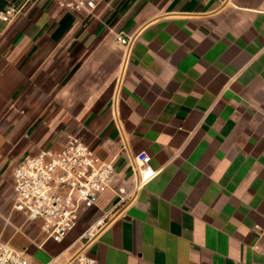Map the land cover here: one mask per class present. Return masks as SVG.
Wrapping results in <instances>:
<instances>
[{
  "label": "crops",
  "instance_id": "obj_1",
  "mask_svg": "<svg viewBox=\"0 0 264 264\" xmlns=\"http://www.w3.org/2000/svg\"><path fill=\"white\" fill-rule=\"evenodd\" d=\"M8 8L0 244L32 264L79 252L12 208L13 169L73 137L114 169L76 224L101 223L93 264H264V0H95L90 13L0 0ZM141 154L156 174L136 187Z\"/></svg>",
  "mask_w": 264,
  "mask_h": 264
},
{
  "label": "built area",
  "instance_id": "obj_2",
  "mask_svg": "<svg viewBox=\"0 0 264 264\" xmlns=\"http://www.w3.org/2000/svg\"><path fill=\"white\" fill-rule=\"evenodd\" d=\"M61 9L90 13L95 0H52ZM16 14L13 8L0 13V20L10 22ZM116 43L125 50L130 39L118 36ZM137 186L149 182L155 171L148 157L141 154L133 163ZM114 169L101 161L93 151L75 138H69L59 150L40 151L24 158L12 171V208L25 221L38 226L45 241L62 244L76 227L82 211L93 208L98 197L111 184ZM122 192V191H121ZM101 223L87 228L74 241L79 252L71 258H50L44 264H93L87 248L97 235ZM0 264H32L24 252L0 244Z\"/></svg>",
  "mask_w": 264,
  "mask_h": 264
},
{
  "label": "rangeland",
  "instance_id": "obj_3",
  "mask_svg": "<svg viewBox=\"0 0 264 264\" xmlns=\"http://www.w3.org/2000/svg\"><path fill=\"white\" fill-rule=\"evenodd\" d=\"M84 228L82 225L78 224L74 230L70 233V235L67 237V239L62 243V245L67 247L69 244H71L78 236L83 232Z\"/></svg>",
  "mask_w": 264,
  "mask_h": 264
}]
</instances>
